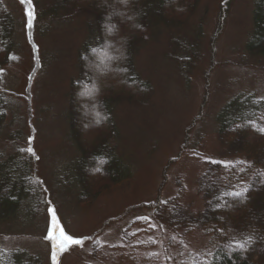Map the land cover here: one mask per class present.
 <instances>
[{"label":"rangeland","instance_id":"1","mask_svg":"<svg viewBox=\"0 0 264 264\" xmlns=\"http://www.w3.org/2000/svg\"><path fill=\"white\" fill-rule=\"evenodd\" d=\"M2 2L16 30L9 64L0 68L8 107L0 164L14 161L16 147L31 148L48 199L33 220L23 221V214L0 220V249L23 251L43 264H54V253L55 264H180L209 249L200 225L209 227L215 214L229 226L223 242L251 237L252 260L264 264V178H258L264 154L245 180H256L248 210L233 221L216 213L238 178L233 168L251 164L239 162L236 141L219 136L215 115L238 94L264 99V58L245 52L253 0H200L185 23L146 33L133 62L152 97L115 105L108 141L129 176L89 203L78 202L79 190L58 181L80 158L69 137L68 92L79 55L94 41V20L56 9L54 0ZM184 57L192 61L179 64ZM157 201V209L146 207ZM60 231L80 243L61 251L49 238Z\"/></svg>","mask_w":264,"mask_h":264},{"label":"trees","instance_id":"2","mask_svg":"<svg viewBox=\"0 0 264 264\" xmlns=\"http://www.w3.org/2000/svg\"><path fill=\"white\" fill-rule=\"evenodd\" d=\"M54 1L56 9L87 13L94 20L90 26L94 41L85 45L79 55L78 76L71 82L68 92L69 137L80 158L58 181L60 187L79 190L78 202L89 203L105 190L122 184L129 176L108 141L115 130L112 120L115 105L121 102L145 103L153 94L152 86L142 81L135 71L134 50L153 28L185 23L194 14L200 0ZM227 8L228 4L224 3L220 17ZM15 30L16 22L0 0V68L9 64L15 48ZM245 52L252 57L264 58V0H253L252 32ZM176 60L179 64L192 61L190 57ZM0 92L1 132L8 107L5 92ZM215 122L222 139L236 141L238 150L235 155H241L239 162L251 164L250 168L240 169L238 164L233 168L239 173L236 183L229 184L216 210L225 220L233 221L248 210L252 193L257 191L256 180H245L251 169L260 167L256 162L264 154V143L260 140L264 136L260 131L264 129V99L251 93L235 95L216 113ZM16 148L11 155L14 161L0 164V220L20 214L24 215L23 221L27 218L33 220L47 204L48 192L37 177L33 151ZM258 178L263 179L264 174ZM158 206L159 201L146 207L157 209ZM212 217L209 227L200 225L209 237V249L200 252L192 261L180 264H255L251 256V237L223 242L225 237L222 238L221 232L226 236L229 226L226 228L227 223H221L224 220L215 214ZM0 264L43 263L23 251L0 249Z\"/></svg>","mask_w":264,"mask_h":264},{"label":"snow or ice","instance_id":"3","mask_svg":"<svg viewBox=\"0 0 264 264\" xmlns=\"http://www.w3.org/2000/svg\"><path fill=\"white\" fill-rule=\"evenodd\" d=\"M23 2H27V3H30L31 0H22V3ZM27 15L29 17V20H28V26L31 27V21H32V18H33V14L31 12V10H29L27 12ZM260 131L264 132V129H260ZM27 151L31 152V148L27 149ZM237 195H239V193H237ZM51 211V210H50ZM52 225H53V228L55 229H59V224L56 222V217L53 215L52 217ZM50 239H53V240H57L58 243L55 245L56 247H59L61 249V251H64V250H67V248L72 245V244H79L80 241L78 240H75L73 239L72 237L66 235L63 233V231H60V235L59 237H56L54 235H50L49 237ZM250 239V238H249ZM238 246H243V245H238ZM55 259H56V256H55V253L53 254V260H54V264H55Z\"/></svg>","mask_w":264,"mask_h":264}]
</instances>
